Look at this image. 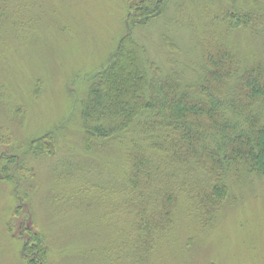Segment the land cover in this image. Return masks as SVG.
<instances>
[{"label": "rangeland", "instance_id": "1", "mask_svg": "<svg viewBox=\"0 0 264 264\" xmlns=\"http://www.w3.org/2000/svg\"><path fill=\"white\" fill-rule=\"evenodd\" d=\"M129 1L0 0V264H29L28 239H40L43 264H264V175L230 164L217 196L200 169L170 176L155 159V187L173 193L163 200L153 189L149 203L161 200L165 217L169 209L168 225L138 231L124 177L145 117L85 151L80 116L88 79L126 34L190 91L205 45L225 44L240 69L264 65V0H167L145 24L128 19ZM237 14L254 29L229 27ZM45 135L52 153L37 155L29 143Z\"/></svg>", "mask_w": 264, "mask_h": 264}, {"label": "trees", "instance_id": "2", "mask_svg": "<svg viewBox=\"0 0 264 264\" xmlns=\"http://www.w3.org/2000/svg\"><path fill=\"white\" fill-rule=\"evenodd\" d=\"M166 1L130 0L127 17L132 23H149ZM248 15L262 19L259 13ZM238 17L229 27H253L247 16ZM202 57V74L192 84L195 90L190 91L174 70L163 73L149 61L147 50L126 34L108 65L88 79L80 105L85 151L93 149L96 140L109 141L124 135L145 117L147 133L134 140L124 177L129 182L128 196L132 195L128 205L137 210L138 231L151 233L168 225L169 209L165 217L161 200L152 207L149 203L153 189L163 200L173 193L165 187H155V180L162 175L155 168L160 167L154 164L155 159L165 163L170 176L179 167L188 172L200 169L204 180L212 181L207 192L217 196L228 191L225 177L230 164H241L250 173L264 175V65L254 63L240 69L236 54L221 42L205 45ZM148 70L153 74L149 75ZM155 131L163 132L151 135ZM53 144L50 135H45L32 140L29 146L41 155L51 154ZM24 244L28 263L34 264L37 254L41 261L36 264H43L45 254L40 249V239H28ZM29 249L31 254H27Z\"/></svg>", "mask_w": 264, "mask_h": 264}]
</instances>
